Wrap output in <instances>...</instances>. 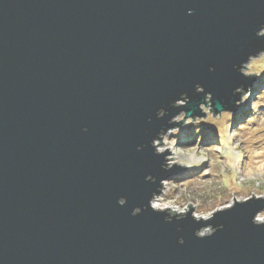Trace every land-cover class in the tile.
I'll return each mask as SVG.
<instances>
[{
  "label": "water",
  "instance_id": "water-1",
  "mask_svg": "<svg viewBox=\"0 0 264 264\" xmlns=\"http://www.w3.org/2000/svg\"><path fill=\"white\" fill-rule=\"evenodd\" d=\"M261 52L264 0H0V264H264V197L151 206L186 168L153 141Z\"/></svg>",
  "mask_w": 264,
  "mask_h": 264
},
{
  "label": "rangeland",
  "instance_id": "rangeland-1",
  "mask_svg": "<svg viewBox=\"0 0 264 264\" xmlns=\"http://www.w3.org/2000/svg\"><path fill=\"white\" fill-rule=\"evenodd\" d=\"M243 66L246 68L243 67L242 72L252 74L257 81L253 82L248 93L240 97L236 112L223 111L213 115L208 105H201L204 117L182 120L184 114L181 113L173 119L182 120L181 125L160 135L161 139L157 138L163 151L167 148L171 152L170 158L165 159V167L170 168L173 163L186 167L164 180L166 184L162 189L160 187L161 193L152 198L158 207L170 206L173 211H165L171 215L186 213L190 203L194 219L200 216L207 218L213 211L232 205L234 200L264 197V93L258 98L260 92H264V80L260 83L264 52L251 57ZM246 109L248 112L243 114ZM242 114L239 120H233ZM248 119L259 131L253 135L252 139L257 143L252 148L243 142L252 135ZM180 129H197L198 134L181 140L177 134ZM209 135L214 136L215 140H207ZM218 136L220 142L210 145L209 142L217 143ZM255 217L264 221V211ZM210 232V228L206 227L198 234Z\"/></svg>",
  "mask_w": 264,
  "mask_h": 264
},
{
  "label": "trees",
  "instance_id": "trees-1",
  "mask_svg": "<svg viewBox=\"0 0 264 264\" xmlns=\"http://www.w3.org/2000/svg\"><path fill=\"white\" fill-rule=\"evenodd\" d=\"M260 76H262V79H261V81H260V83L261 82H263V80H264V69L263 70H261V75ZM259 86H260V84H258ZM264 91V90H263ZM262 93H264V92H260V94H259V97L258 98H260V96L262 95ZM261 111V110H260ZM259 111V112H260ZM246 112H248V110L246 109L244 112H243V114H245ZM243 114L242 115H239V116H236L235 117V119H233L234 121H237V120H239V118H241L242 116H243ZM227 115V114H226ZM232 116V115H231ZM247 122H250L249 123V125H251V119L249 120L248 119V121ZM239 128V127H238ZM197 129L196 130H191V129H180L178 132H177V134L178 135H180V139L181 140H186L187 138H189V137H193V136H196L198 133H197ZM249 131H251L252 132V135H251V137L249 138V139H246L245 141H243L244 142V144L245 145H247V147L248 148H252V146L254 145V144H256L257 143V141H253V135L254 134H256V133H258L259 131L257 130V126H255L254 127V124H252L251 125V127L249 128ZM210 136V137H209ZM208 136V139L207 140H215L214 139V136H211V135H209ZM222 139V138H221ZM216 141H217V143H214V141L213 142H209V144L210 145H212L213 146V144H218L219 142H220V137L218 136V137H216ZM246 147V148H247ZM242 153H244V152H242Z\"/></svg>",
  "mask_w": 264,
  "mask_h": 264
},
{
  "label": "bare ground",
  "instance_id": "bare-ground-1",
  "mask_svg": "<svg viewBox=\"0 0 264 264\" xmlns=\"http://www.w3.org/2000/svg\"><path fill=\"white\" fill-rule=\"evenodd\" d=\"M153 145L155 146V149H156L157 152H162V151H163V149L161 148V145L159 144L158 139H155V140L153 141ZM170 154H171V153L166 154V155H165L166 158H167V157L170 158ZM165 184H166V183H164V182L161 183V189L164 187ZM161 191H162V190H161ZM161 191H160V193H161ZM151 200H152V201H151V206H152L153 209H155V210H156V209H159V210H170V211H173V209H172L170 206L167 205V206H163V207H158V203H156V204L154 205V202H156V200H155V199H151ZM165 208H166V209H165ZM200 218H206V217H201V216H200ZM256 220L264 222L263 220H261L260 217H257Z\"/></svg>",
  "mask_w": 264,
  "mask_h": 264
}]
</instances>
